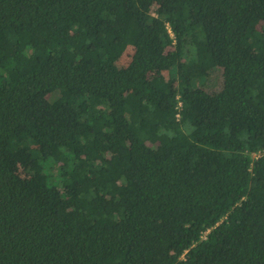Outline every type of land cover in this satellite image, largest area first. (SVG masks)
<instances>
[{"label": "trees", "instance_id": "obj_1", "mask_svg": "<svg viewBox=\"0 0 264 264\" xmlns=\"http://www.w3.org/2000/svg\"><path fill=\"white\" fill-rule=\"evenodd\" d=\"M0 264H264V0H0Z\"/></svg>", "mask_w": 264, "mask_h": 264}, {"label": "rangeland", "instance_id": "obj_2", "mask_svg": "<svg viewBox=\"0 0 264 264\" xmlns=\"http://www.w3.org/2000/svg\"><path fill=\"white\" fill-rule=\"evenodd\" d=\"M156 8H157V5H154L153 8H152V10H153L154 13H155ZM130 48H131V47H130ZM131 53H132V49H128V50H126V52H125L124 54L127 55V56H126V58L124 59V61L122 62V65H120V67L126 66V65L129 63V59H127V57H128L129 55H130V57H131ZM126 59H127V60H126ZM124 62H125V63H124ZM194 72H195L194 69H192V73H194ZM209 82H210V85H211V86H214L215 88L218 86V84H220L219 81L216 82L215 77L210 78ZM14 169H15L16 171H18L22 176H25V174H24V173L22 172V170H21V167L19 166V162H16V163L14 164Z\"/></svg>", "mask_w": 264, "mask_h": 264}]
</instances>
